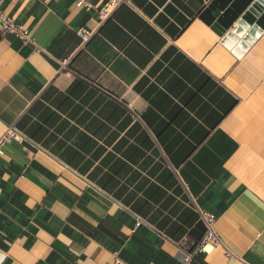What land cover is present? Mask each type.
I'll return each mask as SVG.
<instances>
[{"label":"crops","instance_id":"1","mask_svg":"<svg viewBox=\"0 0 264 264\" xmlns=\"http://www.w3.org/2000/svg\"><path fill=\"white\" fill-rule=\"evenodd\" d=\"M108 1L0 0L1 264H184L197 210L188 264H264V28L237 57L214 0Z\"/></svg>","mask_w":264,"mask_h":264},{"label":"water","instance_id":"2","mask_svg":"<svg viewBox=\"0 0 264 264\" xmlns=\"http://www.w3.org/2000/svg\"><path fill=\"white\" fill-rule=\"evenodd\" d=\"M251 2V7H248ZM202 17L219 31L222 43L239 57L252 45L251 38L264 28V0H214L206 7ZM233 23H236L237 30L232 34L228 29ZM1 261L2 257L0 264Z\"/></svg>","mask_w":264,"mask_h":264},{"label":"built area","instance_id":"3","mask_svg":"<svg viewBox=\"0 0 264 264\" xmlns=\"http://www.w3.org/2000/svg\"><path fill=\"white\" fill-rule=\"evenodd\" d=\"M128 0H109L106 5H104L100 9V18L106 19L111 13L112 10H114L116 7H118L121 4L127 3ZM91 0H75V6L78 8H84L87 10V8L90 7ZM0 29L3 33L15 36L19 40H21L24 43H29V33L28 29H26L23 25L16 23L14 19L11 17L3 14L0 12ZM91 35V31H87L84 29L78 30L77 36L80 38L82 42H85L88 40V38ZM132 121L136 122L139 121V117L136 113H133L132 115ZM18 135L11 131L7 130V132L0 138L1 142H9L11 140L15 141L17 139ZM197 214H199V221L203 228V235L201 239L197 242L193 250L184 256L183 263L188 264L196 255L198 254H210L213 252L214 249L217 248H223V243L220 239V237L215 233L214 225L216 223V217L215 215L205 211L197 210ZM229 256L230 254L227 253ZM112 264H124L121 260H119L117 257L113 259Z\"/></svg>","mask_w":264,"mask_h":264}]
</instances>
